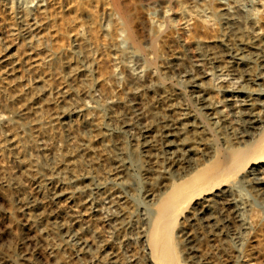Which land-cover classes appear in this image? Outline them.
Here are the masks:
<instances>
[{"label": "bare ground", "instance_id": "obj_1", "mask_svg": "<svg viewBox=\"0 0 264 264\" xmlns=\"http://www.w3.org/2000/svg\"><path fill=\"white\" fill-rule=\"evenodd\" d=\"M60 1L0 0L22 40L0 47L7 223L24 218L43 264H76L71 248L115 264L240 255L264 217V0H139L160 13L152 32L128 0H91L53 47ZM19 254L7 239L0 264H34Z\"/></svg>", "mask_w": 264, "mask_h": 264}, {"label": "rangeland", "instance_id": "obj_2", "mask_svg": "<svg viewBox=\"0 0 264 264\" xmlns=\"http://www.w3.org/2000/svg\"><path fill=\"white\" fill-rule=\"evenodd\" d=\"M13 2H14V4H16V2H17V5H19L18 3H22L21 5H23L24 7H29V8H31L32 6H34L33 4L36 2V1H38V0H12ZM64 0H62V1H60V2H58L56 5L57 6H59L60 5V7L58 8L60 11H58V9H53V16L56 18H53L54 19V21H53V23H54V28L57 30V32H56V30H55V32L53 31V33H57L58 35L56 36V35H54V37L52 38V42H55V43H52V46L53 45H55V46H59V44L61 45L62 43L64 44V42H65V40H66V36L67 35H65V33L66 32H68L69 33V31H71V29H73V25H72V23L70 22V20L69 19H72V17L75 15L74 13V10H75V8H76V6H77V8L79 7V8H87L89 5V7L88 8H91V7H94L95 9H97V6L96 5H94L95 3H93V1H91V0H74V2L72 1V3L70 4H67L68 3V1L70 2V0H65L64 2H63ZM86 3H85V2ZM129 2H131L133 5H134V7H135V14L137 15V17H138V19H142L141 21L144 23V25H145V28H146V31L147 32H152L153 31V27H155V24H157V21H159V14L160 13H158V10H156V9H153V10H151V13H150V15L149 14H147V12H145V8H144V6L142 5V3L139 1V0H128ZM63 2V3H62ZM77 2V3H76ZM79 2V3H78ZM63 4V5H62ZM78 4V5H77ZM86 4H88V5H86ZM55 5V6H56ZM72 5H73V7H72ZM93 5V6H92ZM138 5V6H137ZM140 5V6H139ZM31 6V7H30ZM64 7V8H62V7ZM67 6V7H66ZM71 8H69V7ZM142 6V7H141ZM3 9H0V47L1 46H3V44H6V42L7 43H11V45H13L14 47L15 46H19L20 44H21V42H22V40L20 39V37H18V36H16V35H13L12 34V29H14V28H16L17 27V22H16V20H15V18H12V14H10V12L8 11V10H6L7 8H5L6 7V5L5 6H1ZM0 7V8H1ZM61 8V9H60ZM72 8H74V10L72 9ZM94 8H92V9H94ZM142 8V9H141ZM2 10V11H1ZM6 10V11H5ZM56 12H55V11ZM144 10V11H143ZM66 11V12H65ZM156 11V12H155ZM9 12V13H8ZM60 12V13H59ZM63 12V13H62ZM138 12V13H137ZM57 13V14H56ZM156 14V15H155ZM172 14V12H170V14L169 15H171ZM57 16V17H56ZM61 16V17H60ZM71 16V18H69ZM172 17H175V14H173V15H171ZM141 17V18H140ZM149 17V18H148ZM152 18V19H151ZM159 18V19H158ZM2 20H3V22H2ZM15 22H13V21ZM6 22V23H5ZM13 22V23H12ZM67 22V23H66ZM14 24V26H13V28H12V24ZM16 24V25H15ZM71 24V25H70ZM10 25V26H9ZM56 25V26H55ZM66 25H68L67 27H66ZM149 26V27H148ZM10 27H11V29H10ZM71 28V29H69V31H68V28ZM12 30V31H11ZM59 30V31H58ZM63 30V31H62ZM66 31V32H65ZM95 31V30H94ZM59 32V33H58ZM65 32V33H64ZM11 33V36L12 37H10L9 36V34ZM52 33V32H51ZM60 34V35H59ZM67 34V33H66ZM8 35V36H7ZM63 36V37H62ZM65 36V37H64ZM14 37H16V39L14 38ZM18 38V39H17ZM58 38V39H57ZM65 38V39H64ZM64 39V40H63ZM8 40V41H7ZM12 40V41H11ZM61 41V42H60ZM121 41H123L122 42V45L124 44V46H125V48L127 47H129L130 46V43H129V41L128 40H126V38L125 37H122V39H121ZM13 42V43H12ZM126 42V43H125ZM59 43V44H58ZM18 44V45H17ZM21 46V45H20ZM55 46H53V47H55ZM135 66H134V65ZM131 65L134 67V68H137V64L135 63V62H131ZM140 70V69H139ZM141 71V70H140ZM141 73H142V75H144L145 74V70H143V71H141ZM178 75V76H177ZM174 76V77H173ZM176 77V78H175ZM184 79V78H186V76H182V75H180V74H178V73H175V75L173 74L172 75V77L170 78V79H168L170 82H177V80H179V79ZM180 79V80H181ZM185 80V79H184ZM183 82V86H181V87H183L182 89H185L184 90V92L185 93H188V95H189V86H187L186 85V83H185V81H182ZM185 83V84H184ZM184 85H185V87H184ZM128 138L130 139V137L128 136ZM218 145H221V142H220V140L218 141ZM10 162V163H9ZM9 163V164H8ZM11 161H8L7 159H6V161H5V164L6 165H11ZM136 172L139 174V175H141V171L139 170V169H136ZM24 184H25V186L27 187V189L28 188H30V184L27 182H25L24 181ZM29 184V185H28ZM138 190V191H137ZM136 190V192H137V194H138V196L139 197H143V195H144V191H145V187L143 186V187H140V188H138ZM140 190H141V192H140ZM3 205V203H2V201L0 200V233H3L4 235H1L0 234V241H1V239H2V241L0 242L1 244H0V247L2 246V244H4L5 242H7V239L9 240V241H11L16 247H17V251L20 253L19 254V256L21 257V258H25V254H32L33 253V256H32V262L34 263V264H43V260H44V258L42 257V255H40L41 254V252H40V250L42 249L43 250V248H42V246L41 245H35V244H33L32 242H31V240H30V236L28 235L29 233H30V231L29 232H27V229L29 228L28 227V225L26 224V222L25 221H23L24 220V218L21 216V215H17V217H16V219H17V221H16V223L18 224V225H16V224H13L12 226L11 225H9V223H7L8 222V220L6 221V219H7V213H6V211L4 210L5 208H4V205ZM3 211V212H2ZM6 213V214H5ZM5 215H6V217H5ZM248 219H249V217H248ZM4 221V222H3ZM6 221V222H5ZM249 221H251V219H249ZM261 222L263 223V224H261ZM258 225H256V227L254 228V229H252L249 233H247V234H245L244 235V243H243V246H242V248H241V253H240V255H238V253L237 252H232V250H231V252L227 249V247L225 248V246H223V245H218V246H212V245H204L203 246V252L205 253L204 255L207 257V258H205V259H207V261H208V263H205V264H246L245 262H247V260L248 261H250V259H251V261H255V260H259L258 262H260V264H264V217H263V220L261 221ZM3 223V224H2ZM2 224V225H1ZM5 224V225H4ZM16 225V226H15ZM178 225V224H177ZM3 226V227H2ZM5 226V227H4ZM179 226V225H178ZM178 226L177 227H175V228H178ZM19 227V228H18ZM9 228H10V230H9ZM12 228V229H11ZM4 229V230H3ZM16 229V230H15ZM8 230H9V232H8ZM177 229H175V231H176ZM7 231V232H6ZM14 233H13V232ZM23 231V232H22ZM10 234V235H9ZM21 234V235H20ZM8 235V236H7ZM28 235V236H27ZM5 236V237H4ZM263 236V237H262ZM2 237V238H1ZM28 237V238H27ZM3 238L5 239V240H3ZM14 238V239H13ZM18 238V239H17ZM263 238V239H262ZM262 239V240H261ZM17 240V241H16ZM5 241V242H4ZM28 242H29V244H28ZM15 243H17V244H15ZM254 244V245H253ZM34 245V246H33ZM127 246V245H126ZM124 246L123 248H121V250H122V252L124 253V252H126V248H128L127 250H130L131 248L133 249V247H131V246ZM20 247H21V250H20ZM224 250V252H223V250L221 249V248ZM23 248V249H22ZM26 248V249H25ZM39 248V249H38ZM130 248V249H129ZM135 250H137L138 249V247L135 245ZM137 248V249H136ZM206 248H208V249H206ZM217 248H218V251H217ZM254 248V249H253ZM125 249V250H124ZM216 249V250H215ZM261 249V250H260ZM34 250H35V252H34ZM75 250V251H74ZM228 250V251H227ZM260 252H259V251ZM30 251V252H29ZM38 251H39V253H38ZM68 251V250H67ZM67 251H65L64 252V256L65 255H67L66 257H68V255H70L71 256V260L73 261L74 259V261H75V263L76 264H110V262L111 261H106L105 259H104V253H102V252H96V253H94L93 254V256L94 257H89V258H83L82 256H79V257H81V258H78V255H77V253H76V248L74 249V248H71V251H70V253L69 252H67ZM138 252H139V249L137 250ZM29 252V253H28ZM72 252V253H71ZM76 254H75V253ZM258 252H259V254H260V256L258 257ZM127 253H130V252H127ZM221 254V255H220ZM246 254V255H245ZM41 257H40V256ZM77 257H76V256ZM237 257H236V256ZM250 255V256H249ZM70 256H69V259H70ZM241 256V257H240ZM96 257V258H95ZM101 257H102V259H101ZM180 257L181 258H183V256H181V254H180ZM211 257V258H210ZM217 257V258H216ZM236 257V258H235ZM244 257V258H243ZM36 258V259H35ZM233 258V259H232ZM249 258V259H248ZM34 259V260H33ZM253 259V260H252ZM255 259V260H254ZM99 260H101V261H99ZM241 260V261H240ZM80 261V262H79ZM103 261V262H102ZM85 262V263H84ZM90 262V263H89ZM108 262V263H107ZM213 262V263H212ZM111 263H113V262H111ZM181 263L182 264H185L186 263V261L184 262V259L181 261ZM204 263H197V264H204ZM113 264H115V263H113ZM186 264H189V263H186Z\"/></svg>", "mask_w": 264, "mask_h": 264}]
</instances>
